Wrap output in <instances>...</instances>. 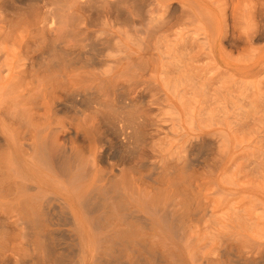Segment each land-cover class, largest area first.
Returning a JSON list of instances; mask_svg holds the SVG:
<instances>
[{
	"label": "bare ground",
	"instance_id": "1",
	"mask_svg": "<svg viewBox=\"0 0 264 264\" xmlns=\"http://www.w3.org/2000/svg\"><path fill=\"white\" fill-rule=\"evenodd\" d=\"M146 1L68 0L67 6L93 8L102 31L122 28L108 32L107 51L121 50L122 33L152 37L164 26L202 22L210 14L204 0ZM161 10L165 16L156 26ZM52 14L42 24L48 34L68 23L65 14ZM109 57L101 53L94 62L105 67L104 76L115 63ZM33 70L26 81L25 69L0 64L1 261L31 264L34 252L39 261L52 254L55 264H264L253 195L237 199L222 184L227 178L196 173L208 164L204 158L151 161L146 173V160L136 153L153 149L155 130L142 110L66 111L62 94L79 95L81 73L56 66ZM109 132L118 141L115 149ZM47 223L66 227L47 230Z\"/></svg>",
	"mask_w": 264,
	"mask_h": 264
},
{
	"label": "rangeland",
	"instance_id": "2",
	"mask_svg": "<svg viewBox=\"0 0 264 264\" xmlns=\"http://www.w3.org/2000/svg\"><path fill=\"white\" fill-rule=\"evenodd\" d=\"M141 1L147 2L131 3ZM67 4L68 0H0V64L10 62L18 72L25 69L26 81L31 80L33 68L56 66L80 72L79 95L62 94L66 111L142 110L155 130L153 149L148 145L136 153L146 160L145 172L150 171L151 161L207 159L208 164L196 173L227 178L222 184L237 199L246 201L253 195L258 237L264 239V0H204L210 14L202 22L164 26L152 37L122 33L120 51H107L106 43L110 30L122 28L106 26L102 31L93 8L81 12ZM53 12L65 14L68 23L63 32L48 34L42 24ZM159 12L153 19L156 26L165 16L163 10ZM101 53H110L115 62L106 67V76L100 74L105 67L94 65ZM48 56L53 58L47 60ZM127 70V74L140 71L142 76L128 77ZM126 100H132L133 106L127 108ZM2 117L0 109V125ZM108 136L117 148L118 141L111 132ZM92 209L98 217L100 211ZM64 227L45 224L47 230ZM36 254L31 253V264L57 262L52 254L41 261ZM0 264L15 262L0 259ZM226 264H231L229 259Z\"/></svg>",
	"mask_w": 264,
	"mask_h": 264
}]
</instances>
